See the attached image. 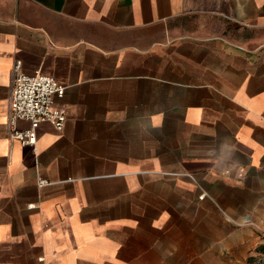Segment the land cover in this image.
I'll list each match as a JSON object with an SVG mask.
<instances>
[{"label": "crops", "instance_id": "crops-1", "mask_svg": "<svg viewBox=\"0 0 264 264\" xmlns=\"http://www.w3.org/2000/svg\"><path fill=\"white\" fill-rule=\"evenodd\" d=\"M17 63L66 86L64 128L34 144L10 127ZM248 218L264 223V0H0V264H163Z\"/></svg>", "mask_w": 264, "mask_h": 264}, {"label": "built area", "instance_id": "built-area-1", "mask_svg": "<svg viewBox=\"0 0 264 264\" xmlns=\"http://www.w3.org/2000/svg\"><path fill=\"white\" fill-rule=\"evenodd\" d=\"M66 86L53 76L43 73L28 75L21 71V63L14 69V78L10 96V127L14 137L25 143L34 144L37 129L43 122L53 124L62 130L67 120V110L56 103V97L65 94ZM29 121L31 128L20 131L16 123Z\"/></svg>", "mask_w": 264, "mask_h": 264}, {"label": "rangeland", "instance_id": "rangeland-1", "mask_svg": "<svg viewBox=\"0 0 264 264\" xmlns=\"http://www.w3.org/2000/svg\"><path fill=\"white\" fill-rule=\"evenodd\" d=\"M204 196L205 193L201 198ZM253 222L248 218L247 222L244 219L232 224L235 233L231 237L230 227H225L220 219L217 231L204 229L200 246L194 247L193 242L184 249H171V257L163 264H264V223L257 224L254 233L243 231L244 227L255 226ZM251 239L255 240L251 248L244 246L243 240L248 244Z\"/></svg>", "mask_w": 264, "mask_h": 264}]
</instances>
